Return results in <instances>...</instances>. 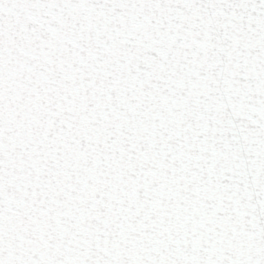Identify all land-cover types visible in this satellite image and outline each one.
<instances>
[{
  "label": "snow or ice",
  "instance_id": "1",
  "mask_svg": "<svg viewBox=\"0 0 264 264\" xmlns=\"http://www.w3.org/2000/svg\"><path fill=\"white\" fill-rule=\"evenodd\" d=\"M0 264H264V0H0Z\"/></svg>",
  "mask_w": 264,
  "mask_h": 264
}]
</instances>
